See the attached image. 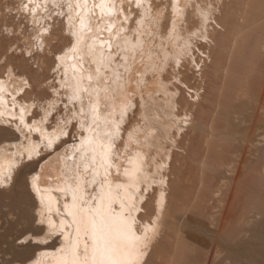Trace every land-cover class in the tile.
<instances>
[{
	"label": "bare ground",
	"instance_id": "6f19581e",
	"mask_svg": "<svg viewBox=\"0 0 264 264\" xmlns=\"http://www.w3.org/2000/svg\"><path fill=\"white\" fill-rule=\"evenodd\" d=\"M245 2L15 0L11 4L9 0L0 1V19L7 27L10 25L6 32L17 25L18 38L24 43L26 53L30 52L28 47L40 48L36 53L40 67L44 68L47 64L46 54L53 52L50 44L58 40L54 33L56 25H52L49 20H53V23L58 21V30L67 34L68 40L73 38L70 45H65L54 53L55 60L52 58L48 71L57 73L60 86L54 90V84L51 85L50 88L54 91L49 97L47 93V97L44 95L43 89L47 88H41V93L37 92L41 95L37 94L35 97L34 92L30 91V88H36L32 87L31 81L39 89L47 80L46 74L33 71L28 60L21 58L24 52L21 57L8 53V49L18 46H14L17 43L8 42L9 48L5 49L4 43L0 46V183L7 182L8 185H5L9 187L18 177L17 173L23 169L18 180L25 184L20 185H28L30 193L27 192L26 195L31 196L28 195L30 203L26 211L19 209L21 219L24 220L22 222L31 226L35 219L34 226L40 231L43 229L45 233L43 236L32 234L33 238L29 243L24 241L25 244L15 246L17 255H24L23 259L26 260L9 264H153L155 259L156 262L163 260L162 264H165L164 260L168 262L169 255L165 259L164 256L169 250L164 251L162 245L176 234L177 224L175 227L173 224L177 223L179 213L184 210L179 207L182 197L186 198L189 193L185 195L184 191L190 178V173H187L189 164L199 163V158L200 165L202 164L201 156L207 151V139L211 137L210 133L209 137L204 135L212 126L206 120L208 121L209 115H215L216 111L213 110L217 108V103H214L217 97L215 100L211 96L208 101L207 95L204 96L212 92L208 90L209 80L212 77V88L215 85L217 96L226 88L221 75L236 77L238 74L236 67L233 69L230 62L234 57V44L239 41L238 37L243 31L241 21L237 22V16L242 7L245 6L242 9L247 11L249 0ZM15 10L21 16L11 26L8 14ZM243 13L241 19L245 15ZM25 20L27 25L23 26ZM230 39L233 40L231 44ZM201 42L208 46L214 45L213 51L207 53L202 49L197 54L194 48L199 45L197 50L200 51V46H205L198 44ZM207 66L211 67V77L207 75ZM189 71L192 75H189ZM60 73L66 78L60 76ZM196 76L201 82L195 86L191 83V86L190 81ZM244 86L245 89L247 83ZM182 88L185 91L192 89V93L189 92L187 97L185 91L182 94ZM247 89L250 92L249 86ZM42 94L44 97L40 98ZM206 100L208 102L205 104ZM202 101L205 108L201 107ZM60 103L66 112L59 113L55 125L49 127L46 122L52 112L60 107ZM77 107L81 113L77 111ZM37 110L40 111L39 114ZM72 113L80 118L81 114L82 118L86 115L91 118L86 122L81 118L77 120L79 125H72L74 130L77 129L80 150L73 147L75 144L67 145L68 142L62 139V135L66 136L64 133L68 132V124L73 122ZM197 131L200 133L196 136L205 140L203 154L200 148L197 150L192 144L194 136L191 138V133ZM257 148L262 152L260 155L264 156V145ZM46 152L49 154L42 157ZM39 159L41 161H37ZM26 160H33L30 161L31 164L29 161L27 163L29 169L21 167ZM206 160L205 163L209 161ZM229 168L228 173L236 170ZM262 171L263 176L264 170ZM220 191H214L216 195L213 196H218ZM230 194L226 199L230 198ZM183 201L185 203V199ZM229 206H232V201ZM33 207L37 208V213H32L36 210H32ZM259 209L256 208L257 213L261 212L260 217L264 212ZM21 213L19 212L20 215ZM253 217L251 215L248 219L245 218L250 226L254 222ZM19 219L16 218L17 221ZM38 219L40 222L36 223ZM246 227L247 224L244 228ZM240 232L239 236H244V233L245 237L248 235L247 232ZM234 233L231 232L233 242L237 234ZM226 234L230 235L227 231ZM226 234L224 233L223 238L227 239ZM238 238L235 237V240ZM169 248L173 249L172 246Z\"/></svg>",
	"mask_w": 264,
	"mask_h": 264
},
{
	"label": "rangeland",
	"instance_id": "374dc122",
	"mask_svg": "<svg viewBox=\"0 0 264 264\" xmlns=\"http://www.w3.org/2000/svg\"><path fill=\"white\" fill-rule=\"evenodd\" d=\"M242 1L245 2V0H242ZM9 3H11V4L15 3V0H14V2L12 0H9ZM242 8H245V6ZM242 8L240 10L241 13L240 14L238 13V16H237L238 21L237 22L239 23L241 21L240 24H242L243 31L238 37L239 41H236L234 44L236 46L234 48H236V49L233 48V56L234 57H233V59H231V62H230L231 67H233V69L236 67L235 69L238 71V74L236 75V77H232V76L230 77V75L227 76V75H224L222 73L223 76H225V77H223L221 75V81H223V83L226 82V83H224V84H226V86H224L226 88L223 89L224 92L221 91L220 93L223 92L224 95L217 93L218 95L216 94L217 96H215V88H214L215 85L212 88V85H213L212 84V77L210 75V74H212L211 67L210 66H207L208 68L206 67V69H208V70L210 68V71L207 70V75L211 77V79L209 80V77L207 76L208 80L210 81V83L208 84L209 85L208 90H211L212 92L205 94L204 96L206 97V95H207L206 98L208 99V101L211 99V96H213V98L215 100L217 97L216 101L214 99H212L213 101H215L214 102L215 104L217 103V106H216L217 108L213 107V106H215V104L212 106L213 108H216V110L212 109L213 111H216V112H214L215 115L212 114V117L213 116L214 117L212 118L211 115L208 114L211 117V119H210V117L208 115H207L208 117L206 115H204L207 118H209L208 119L209 122H208L205 119L206 117H204L206 122L209 124V126L212 125L213 127L210 126L209 127L210 131H208L207 134H204V133L203 134L206 137H209L210 136L209 133H210L211 137H209L207 139L208 143L206 144V149H205L207 151H205V154L202 155L203 157L201 156V158H203L202 164L200 165L201 161H200L199 156L201 154L199 155V151H198L199 163L197 162L198 163L197 164L196 162H192L191 165L189 164L190 168H188L189 172H187V173H190V175L188 174L190 177L188 179L191 181L189 182V180H188L189 183L187 182V185H186V186H188L187 188H189L188 189L189 191L188 190L186 191L187 188H185V190H184L185 195L187 192H189V193L186 195V198H185V196H184V198L182 197V201L180 203L181 206H179V207L181 210L182 209H184V210L183 211L180 210L181 212L179 213L177 220H176L177 223L173 224L174 227L177 224L176 225L177 229H175V230H177V231H175L176 234L174 233L176 236L174 234H172V236L173 235L174 236L170 238V241L168 239L162 245V247L164 248V251L169 250L168 251L169 253H167V254L164 252L166 254V256H164V259L167 258V255H169L168 259H167L168 262H166L164 260L165 264H171L170 262H172V263L174 262V264H177V262H178V264H264V215L263 216L260 215V217H259V214L261 212L257 213L258 211L256 210V208H258V209L260 208L261 210L260 209L259 210L264 212V202H263L264 201V183H263L264 182V175L263 176L261 175V174H263L262 170H264V166H263L264 165V156L260 155V154H262V152H260V150H258V148H257L258 146L264 145V141H263V139H264V0H249L247 11L245 9H242ZM242 13H243V15L245 14L244 15L245 17L243 16L241 19ZM15 14H17V15H15ZM8 15H9L8 19L10 18L9 24H11V26L14 23L16 24L18 22V20L20 19V16H21V15H18L17 10L10 12V14H8ZM12 17L16 19V22H14V19ZM238 18H240V19H238ZM48 20H49V18H48ZM49 21L51 22L52 25H56L54 27V33L57 35L58 40L57 41L54 40L50 44L51 45L50 48L53 52L51 54H46L45 61L47 64L43 68V67H40V62L38 60V56L36 55L37 50H39L40 48L38 49L37 46L28 47V48H30V52H27L28 53L27 54L26 49L24 48V45H23L24 43L22 41L20 42V39L18 38L17 25H14L11 30L9 29L10 31L6 32V29L10 25L7 27L2 22V20L0 19V26H1L0 29L2 28L0 30V33H1L0 46L3 45V43H4L3 49H5V47L9 48L8 42L9 43L13 42L14 44L17 43L14 46H17V45L21 46L22 49L21 48L18 49V46L16 48L13 47V48H10V50L8 49V51H9L8 53L13 55V56L16 55L15 57H19V56L21 57L22 53L24 52L23 53L24 55L21 58L28 60V62H29L28 64L31 65L30 68L33 71L36 70L35 72L38 74H41V73L43 74V72H44V74H46L47 80H46V82L43 83L44 84V85H42L43 87L41 86V87H39V89L37 87V84L31 81V83L33 85L32 87L34 88L36 86V88H34V89L30 88V91L34 92V94H33L34 97L38 94L37 92L41 93V91H40L41 88H47V89H43V90H45L44 95L46 96L48 94L47 95L48 97L53 95V91L57 90L59 88L60 80L57 79V73H55V71L49 72L48 68H50V63L53 62L52 58H54V60H55V54L54 53L56 51L63 49L65 47V45L66 46L70 45L73 41L72 37L70 38V40H68V35L62 34L61 31L58 30V28H59L58 26H60V25H57L58 21H55V23H53V20H49ZM43 23H45V21ZM24 25H27L26 20H25V22H23V26ZM31 26H32V24H31ZM4 28H5V30H4ZM2 31H3V33H2ZM9 32H11V33H9ZM5 35H6V37H5ZM12 35H14V36H12ZM11 38H13V39H11ZM15 38H16V41H15ZM231 41H233V40L230 39V41H229L230 44H231ZM198 44L201 45L204 43L201 42ZM198 46L194 48V50L197 54H200L202 49H204L207 53L209 51L212 52L214 49V45L213 46L205 45L204 48H202V45H201L200 46L201 48L199 51V50H197V48L199 49ZM32 48L34 51L32 50ZM34 48L36 49V51ZM237 50H239V52ZM31 51H33V52H31ZM251 52H253L254 55H253V53L251 55ZM170 72H171V69H170ZM170 72H168V73H170ZM189 73H191V72L189 71ZM205 74H206V72H204V75ZM189 75H192V73ZM60 76L64 77V79L66 78V76L62 73H60ZM196 78H197V76H196ZM196 78L194 80H192V82L190 81L191 86H193L192 84H194V86H195V84L198 85L201 82L200 78H197V79ZM225 78H226V80H225ZM227 78H229V79H227ZM241 80H242V82H241ZM193 81L196 83H194ZM243 81H245V83ZM241 83H242V85H241ZM246 83L250 87V92H249V89H247L248 86L245 88L246 92H244L245 91L244 85H246ZM53 84H54V90H52V88H50V86ZM239 85H241V86H239ZM36 89H38L39 91H36ZM182 89H183V91H182V94H183L185 90H184V88H182ZM241 89L243 92L241 91ZM232 90L234 92H232ZM213 91H214V93H213ZM189 92L191 94L192 89H186L185 95H187V97H188V95H190V94H188ZM242 94H244V95L241 96ZM40 95L41 94H38L37 96H40ZM42 97H44L43 94L40 98H42ZM65 97L66 96H64V99H65ZM206 98H204V99H206ZM208 101L207 100L204 101L205 104ZM227 102H228V104H227ZM202 103H203V101L201 102V105H202ZM60 104L58 105V107L59 106L60 107L52 112L51 117L49 116V121H47L48 124L46 122V125H48L49 127H53L55 125L56 118H57V116L60 115L59 113L63 114L66 112V109L63 108V104L62 103H60ZM203 105H204V103H203ZM203 105L201 107L205 108V106H203ZM208 105H209V103H208ZM73 109H75V107ZM234 110H235V112H234ZM77 111H79V113H81L79 107H77ZM39 113H40V111L37 110V114H39ZM227 113H228V115H227ZM30 115L32 116V113ZM30 115H29V117H30ZM71 115H72L73 122L68 124V128L66 129V130H68V132L66 131L67 133L66 132L64 133V134H66L67 138L65 135H62V139L63 140L65 139V141L68 142L67 145L73 146L75 144L76 146L74 145L73 147H77V149L80 150V139H79V136L76 134L77 129L74 130V128H72L73 127L72 125H75V124L79 125L78 121H79V119L82 118V114H81V118L78 115H75L74 113H72ZM130 115H131V117L133 116L131 113H130ZM230 115H232V116H230ZM215 116H216V118H215ZM233 116H236L237 119L235 117L233 118ZM200 117H201V114H200ZM197 118H199V117L197 116ZM82 119H84V121L86 122V121H88V119H91V118H90V115L89 116L86 115ZM210 128H212V131ZM212 132H213V135L218 134L219 136H215V135L213 136ZM224 132L228 133L227 137H226V133H224ZM199 133H200V131L194 132V134H193V132L191 133V138L194 136V138H193L194 141L192 140L193 141L192 144H194L196 149L200 148V150H202L201 152L203 154L204 153L203 145L205 146V143H204L205 140L201 137L198 138L199 135L196 136V134H199ZM201 134H200V136H203L205 138V136L201 135ZM222 134H224V135H222ZM229 134L232 135V138H231V135H229ZM195 137L197 139H195ZM217 137H218V139H217ZM200 138L202 141L200 140ZM222 138H224V139H222ZM225 139H227V140H225ZM251 139L254 141H252ZM203 140H204V142H203ZM260 141H262V142H260ZM201 142H202V144H201ZM258 143H259V145L255 146ZM199 145H200V147H199ZM178 151H180V150H178ZM47 153L49 154V152H46V154L43 155L42 157H45L47 155ZM261 158H263V159H261ZM41 159H43V158H41ZM174 159L176 160V155H174ZM206 159H208L209 161L205 163ZM175 160H174V163H175ZM226 160H227V162H226ZM28 161H29V164H31L33 162V160H26L25 163L27 164ZM30 161H32V162L30 163ZM37 161H41V160L39 159ZM25 163L23 162V165H21V167L22 168L28 167V169H29L30 166L28 164L25 165ZM41 163H43V161ZM193 163H195V164H193ZM203 163H204V165H203ZM209 163L211 164V166ZM226 164H227V167H226ZM230 164H232L233 166ZM198 165L201 166L202 168L199 167ZM221 165H223V167ZM228 165H230V168ZM20 168H18V169L20 170ZM228 168H229V170H233L234 168L236 170L235 171L233 170L234 172L230 171L228 173V171H227ZM261 168H262V170H261ZM22 170L23 169H21V171ZM21 171L20 172L18 171V172L21 174ZM260 171H262V172H260ZM19 173H17L18 174L17 176L20 178ZM258 174H260V175L258 176ZM18 177L15 178L16 180L15 179L13 180V182L15 181L14 184H13V182H11L12 185L9 184V187L7 186L8 185L7 182L3 183L4 185L0 183V264H2V263L3 264H9L10 262L17 261V260L25 261L26 259H23L25 257L24 255H23L24 257L22 255L21 256L17 255V253L14 249L15 246L17 247L19 245L25 244L24 241L26 242V244L29 243L30 240L33 238V236L31 237L32 234H37V236H43L45 234L44 231H42L43 229L40 231L39 228H36L34 226V222H35L34 220L35 219H33L34 222L32 221L33 224L30 223L32 227L30 225H28L29 223L22 222L24 220L21 219L22 218L21 211L22 210L26 211V209L28 208V204L30 203V200L28 201V197L31 196V194L30 195L28 194L29 196L26 195V193L29 192V189L27 187L28 185L26 184L27 186L24 187L25 184L23 182L19 181L20 179ZM234 177L237 178L236 181H235ZM28 178H30V176H28ZM238 178H239V181H238ZM203 180H204V182H203ZM231 180H233L234 182ZM227 181H229V182H227ZM260 182H262V183H260ZM6 183H7V185H5ZM20 183H23L24 185L21 184L22 185L21 186ZM202 184H204L205 187L207 185V187L204 188V186ZM233 184L236 185L235 189H234ZM218 189H221L222 191H220ZM214 191H216V192L220 191L219 195L214 197L216 195V193H214ZM230 191H232V193ZM222 192H223V194H222ZM23 194H25V196ZM229 194H230V198L228 197V199H229V201H228V199H226V198H227V195H229ZM33 195L36 198L35 193ZM183 195H184V193H183ZM220 195H222V196L220 197ZM25 197H26V200H25ZM217 197H219L220 199L222 198L221 200L225 199L222 201V202L225 201V203H222L221 200H219V198H217ZM253 198H255V199H253ZM184 199H185V203L188 201L186 204L183 201ZM230 201H232V206H229ZM220 203H222L221 204L222 207H221ZM224 204L227 206L225 207ZM35 208L36 207H33L32 210ZM253 208H254V210H253ZM226 210H228V211H226ZM19 212L21 213V215L19 214ZM16 213L20 215V216L18 215V217L20 218L18 221L16 220V218H18ZM32 213H37V208H36V210L32 211ZM252 213L253 214L255 213L256 216L253 215ZM247 214H251L252 216H254L253 219L255 218L254 222H253L254 226H253V223H251L252 229L251 228L249 229V227H251L250 224L248 225V223L245 222V220L248 219L247 217L251 216V215L246 216ZM257 214H258L259 219L257 218ZM197 216H199V218ZM196 219H198V220H196ZM225 221H226V223H225ZM240 221H242V222L240 223ZM16 222H19V223L17 224ZM20 222L25 223V224H21ZM39 222L40 221L38 219L36 221V223H39ZM244 222H245V224H244ZM170 223H172L171 220H170ZM232 224H233V227H232ZM246 224H247V227L244 228ZM234 225H235V227H234ZM228 227H229V229H228ZM239 228L240 229L243 228L244 230H247V228H248V230H250V231L248 233L247 232L248 230L247 231L243 230L244 232H247V234H248L245 237L246 234L242 231V229L240 230ZM181 229H182V231H180ZM196 229H198V230H196ZM236 229H238V230H236ZM223 230H225V232ZM229 230H231V231H229ZM216 231L218 233V236H217ZM226 231H227V233H230L229 236H228V234H226ZM237 231H239V232L241 231L240 234L244 233V236H243V234H241L239 236L238 235L239 232L237 233ZM231 232H235V233H237L236 235H238V236H236V235L234 236V242H233V239L231 238ZM220 233L222 234V236ZM224 233L227 235V239L223 238ZM219 237H222V238H219ZM228 237H230L229 239L231 242H229ZM235 237L236 238L239 237V238L235 240ZM223 239H225V240H223ZM172 240H173V242H171ZM48 241H51V240L49 239ZM185 245H187V246H185ZM171 246L175 251L173 249L169 248ZM216 247H218V248H216ZM177 248H178V250H177ZM221 249H222V251H221ZM174 252H175V254L176 253L177 254L175 255ZM172 256H174V257H172ZM171 258H172V261H171ZM173 258H174V261H173ZM153 261H154V258H153ZM153 261L151 263H153ZM156 261H157V259H155V261H154L157 264L163 263L162 262L163 260H161V261L158 260V262H156ZM155 263H153V264H155Z\"/></svg>",
	"mask_w": 264,
	"mask_h": 264
}]
</instances>
